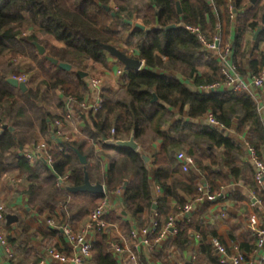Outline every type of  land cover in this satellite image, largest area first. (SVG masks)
I'll list each match as a JSON object with an SVG mask.
<instances>
[{
  "label": "trees",
  "instance_id": "16d2710c",
  "mask_svg": "<svg viewBox=\"0 0 264 264\" xmlns=\"http://www.w3.org/2000/svg\"><path fill=\"white\" fill-rule=\"evenodd\" d=\"M262 16L264 0H257L254 5L250 0L230 3L228 0H0V60L5 59L0 63V109L7 116V124L14 129L0 134V178L9 166H14L29 183L25 192L28 207L54 220L56 226L43 236L63 238L58 230L60 226L89 215L115 190L122 192L123 215L106 213L104 220L110 224L122 222L126 236L133 229L148 225V221L138 216L153 213L152 207L158 216L166 215L169 199L175 201L171 215L178 214L184 205L199 196V183L208 185L210 194L215 195L219 185L226 187L240 181L252 191L264 211V190L253 182V165L242 162L240 139L245 134L261 160L264 122L257 112V104L247 92H200V87L221 81L220 65L216 56L206 51L196 35L187 30L198 27L208 42L221 35L220 47L230 46L237 73L256 76L264 71V52L255 60H247L243 36L261 30L254 47L264 43ZM171 25L175 27L165 29ZM27 32L30 34L26 35ZM35 45L45 49L44 56L38 57ZM104 45L141 61L142 67L124 73L123 88L101 91L102 105L95 115L79 114L80 120L88 123L83 130L85 139L77 142L49 139L50 144L56 143L62 149L51 153V165L29 162L20 152L26 138L18 129L30 131V145L35 142L31 134L34 122H39L40 134L48 136L52 121L58 115L51 116L40 104L64 108L68 97L80 102L87 87L85 77L77 73L86 74L89 63L105 65ZM46 56L68 64L70 71L52 65ZM17 58L32 62L42 75L43 81L35 90L22 92L7 83L9 77L22 74V60L13 61ZM56 92L64 97L63 102L58 100ZM209 113L223 128L205 122ZM131 134L139 147L136 151L106 142L126 141ZM155 142L159 143V149L149 167L143 157ZM96 143L100 144V150L94 149ZM194 149L206 153L208 164L202 166L195 159L185 175L176 155L183 152L194 157ZM76 151L86 157L85 170L90 183L102 184L105 195L66 190V186L83 184V165ZM104 159L108 165L103 171ZM59 177H67L65 186H57ZM153 186L161 191L157 198ZM232 195L239 200L243 198L238 193ZM79 196L88 201L68 204L70 197ZM211 204L212 200H205L200 209L176 224L173 243L178 249L188 244L190 233L201 237V264H219L210 242L206 241L209 233L201 229ZM58 208L60 219L55 213ZM8 214L13 212L3 208L4 217ZM5 223L4 220V229ZM11 230V226L7 227L8 233ZM13 232L7 236V243L21 251L29 248L31 236L23 221L18 219ZM210 238H214L213 234ZM90 264H119L106 233L94 234Z\"/></svg>",
  "mask_w": 264,
  "mask_h": 264
},
{
  "label": "crops",
  "instance_id": "0c3cea01",
  "mask_svg": "<svg viewBox=\"0 0 264 264\" xmlns=\"http://www.w3.org/2000/svg\"><path fill=\"white\" fill-rule=\"evenodd\" d=\"M231 1L232 0H228L229 3ZM232 32L233 24L231 25V36L233 35ZM247 35L248 34H245L243 36V51L246 53L247 60H255L258 57L259 53L264 52V43H258L254 47L255 40L251 38L252 44L249 45L247 43ZM38 56L41 57L40 55ZM230 59L232 60V55ZM4 60L5 59L0 60V63H3ZM215 60L217 61L216 57ZM119 71H121L122 74L118 75ZM123 72V66L108 53H106V62L104 66L100 64L89 63L86 72L87 76L85 77L84 81L87 90L82 93L81 101L92 102L95 99V91H93L89 86V81L92 78H98L100 80L101 91H116L123 88L125 85L123 77L125 72ZM21 73V75L25 76L23 84L26 86V91L35 90L38 85L43 81L42 75L35 68L34 64L28 60H22ZM55 94L59 101H64V97L61 95V93L56 92ZM250 95L252 96L256 104H259L263 101V95L260 91H250ZM40 105L51 116H57L63 111L62 107H56L52 105L47 106L43 102ZM76 111L78 112V116L75 117L71 126H66L64 128L65 132L71 138L70 142H77L79 140L85 139L83 130L85 129L86 124H88L80 120L79 118V114L81 112L86 113V111L80 110L78 108L76 109ZM260 118L264 122V112L260 115ZM0 119L1 124L11 127L7 124V116L3 111H1V109ZM234 125L235 124H233V128ZM32 129V139H34L35 142L44 138V136L40 134L39 122H34L32 125ZM74 129L77 130L76 133H73ZM18 132L21 136H24L26 138V140L24 141V147L20 149V152L24 153L26 149L31 146V142L28 141L30 131L28 132L26 131V129H18ZM230 133L233 135L234 130H231ZM245 138V134L240 136V139L242 141ZM85 148L86 146L83 147V149ZM94 149L100 150V144H94ZM158 149L159 143L155 142L151 145L148 151L145 152L144 157L146 158L149 167H151V163L153 160L152 157L154 154H156ZM193 156V159L199 161L202 166H206L208 164V157L206 153H204L202 150L194 149ZM261 160L262 162L264 161V146L261 151ZM242 162H249L252 165L244 151ZM89 164H91V162ZM107 165L108 162L104 159L102 162L103 171L106 170ZM187 174L188 173L185 172V175ZM186 180L187 178L185 177V181ZM197 182L198 181H196V184ZM28 185L29 183L19 174L17 168H15L14 166H9L0 178V204L5 205L6 208L13 212V214L8 215L16 217L15 222H13L9 226H7V224L5 223L6 228L4 229L3 227L6 234V238L7 236H12L14 234L13 230L15 229V225L18 219L23 221L28 226L27 234L31 236L30 244L28 245L29 248H25L24 251H21L17 248H12L7 243L8 248L12 252V258H10L8 253H6L5 249L0 246V264H33L35 260L36 264H39L40 261H43L44 264H52L51 260L46 258L44 255L45 248L52 247L61 252H68V245L66 244L64 239L61 238L62 236H43L44 234H50L49 228L45 223L47 217L44 214L39 215L36 209L31 210L28 207V197L25 194ZM259 188L264 190V183ZM152 191L155 198L161 195V191L157 186H153ZM219 191L223 194L224 198L212 200V204L208 208V213L204 216L202 220V231L209 233V235H207L206 237V241L209 242L210 237L213 234V236L217 238L227 250H229L233 245H237L241 252L245 256H248L250 255L251 249L254 244V232L264 226V211L260 209L259 201L254 203V199L252 198L254 195L252 191L247 189L240 181L231 182L226 187L219 185L218 190L216 192ZM237 193L241 194V196L243 197L241 200L236 198L235 195H232ZM103 195H105V190L103 192ZM107 198L109 199L110 203L109 210L107 213L123 215L122 192L120 190H115ZM84 200L88 201V198L83 196L75 198L70 197L68 200V204L73 205ZM192 201L193 200H190L188 203ZM167 202L169 209L166 215L163 214L161 216H158L154 210L151 211L156 214L155 220L160 225L164 224V222H166L167 217L173 214L172 211L175 206V201L173 199H169ZM202 204L203 202L195 204L194 211L200 209L202 207ZM55 213L58 219H60L61 209H56ZM153 213H145L139 215L138 217L142 221H148L147 224L149 225L153 221ZM87 221L88 215L82 216L77 222H70V224L66 223L63 225H69L73 230H78L82 226H84ZM10 226L12 230L8 233L7 227ZM58 230L59 233L62 234L59 228ZM105 233L107 234L108 243L110 244V246L112 243H118L122 241L129 244L131 243L129 241V235L126 236L123 233L122 222L111 224L108 223V229ZM195 235L196 233H190L188 244L183 246L181 249H178V247L174 245L173 242L175 238H170L169 240L161 243V245L157 248H138L136 250V254L139 264H201L203 257L199 254V248L202 244V240L200 236L199 239H196ZM120 259H123V256H121Z\"/></svg>",
  "mask_w": 264,
  "mask_h": 264
},
{
  "label": "built area",
  "instance_id": "2783aa9c",
  "mask_svg": "<svg viewBox=\"0 0 264 264\" xmlns=\"http://www.w3.org/2000/svg\"><path fill=\"white\" fill-rule=\"evenodd\" d=\"M187 30L196 35L199 43L206 51L212 52L216 56L220 65L219 78H221V81L200 87V92L207 93L216 90L247 92L250 94V91L253 90L260 91L263 95V101L257 104V112L261 115L264 112V71L256 76L239 75L230 59L232 52L229 45L220 47L221 39L219 37H215L211 42H208L198 27H188ZM20 59L21 58H17L13 61L16 62ZM120 74H122L121 71L118 72V75ZM11 78L16 79L19 83H23L25 80L24 75H20L19 77L12 76ZM89 86L95 91L94 101L78 102L75 98H66L63 111L52 121L49 135L36 141L23 153L26 160L29 162L41 161L50 166L52 162L51 153L61 152L62 149L59 148L56 143L50 144L49 139L54 142L55 140L70 142L71 138L65 132L64 128L66 126H71L75 117L78 116V112L76 111L77 108L90 113L92 116L99 111L102 105L100 80L98 78L90 79ZM205 122L212 127L223 128L210 113L206 115ZM73 131V133L77 132L76 129ZM242 146L243 151L255 169L253 182L257 187H260L264 183V163L259 159L254 148L250 146L247 138L243 139ZM176 160L183 173L187 172L189 167H193L194 165L193 157L183 152H179L176 155ZM66 179L67 177H59L57 186H65ZM197 192L199 196L194 201L184 205L178 214L168 216L164 224L160 225L155 220L156 214L153 213L154 219L148 226L140 229H133L129 233L130 244L124 241L112 243L111 252L117 262L119 264H139L136 254L138 248H157L161 243L170 238H175L177 235L176 224L194 211L195 204H199L205 200L224 198L220 191L216 192L215 195H211L209 186L203 183L197 184ZM252 198L254 199V203H256L257 200L255 197L253 196ZM109 206V199L105 197L89 213L88 221L78 230H73L69 225L60 226L59 229L61 230L64 241L68 245V252L65 253L52 247H47L44 249L45 257L50 259L52 264H90V250L94 240V234L96 232L105 233L108 229V223L104 220V216L108 212ZM4 220L3 207L0 206V246L3 247L9 257L12 258V252L8 248L6 234L3 229ZM45 223L49 229H54L56 227L52 219H47ZM195 238L199 239L200 237L196 234ZM209 242L219 264H264V226L254 232V244L248 256H245L237 245H233L227 250L215 237L210 238ZM121 256H123V259H120ZM39 264L44 263L40 261Z\"/></svg>",
  "mask_w": 264,
  "mask_h": 264
},
{
  "label": "water",
  "instance_id": "95a60500",
  "mask_svg": "<svg viewBox=\"0 0 264 264\" xmlns=\"http://www.w3.org/2000/svg\"><path fill=\"white\" fill-rule=\"evenodd\" d=\"M257 0H250V4H256ZM178 8V13H180V9L179 6H177ZM261 24L264 27V16L261 17ZM137 28L140 29H144L142 26L140 25H136ZM175 26L171 25L166 27V30L169 29H173ZM261 30H257L254 35H253V40H256L257 35L260 33ZM36 50H37V54L40 56H44L45 55V50L42 46L40 45H35ZM103 49L106 53H108L110 56H112L113 58H115L122 66H123V70L124 72H130V71H138L140 70L141 66H142V62L134 59V58H130L127 57L125 54H123L120 50L110 46V45H104ZM46 60L51 63L54 66H57L59 69L64 70V71H70V66L68 64H64V63H58L56 59L51 58L46 56L45 57ZM79 76H81V78L86 77L85 73L82 72H78L77 73ZM7 83L9 85H11L12 87L18 88L20 91L25 92L26 91V86L23 83H19L17 82L16 79L13 78H8L7 79ZM156 99L154 98L153 101H155ZM8 129L9 131H13V129L11 127H8L7 125H3L1 124V119H0V134L4 131ZM225 136H227V132L224 133ZM56 142L58 140H55ZM108 144L112 145V146H116V147H120V148H129L131 150L136 151L138 149V145L135 143L133 135L131 134L129 140L126 141H115V140H108L106 141ZM79 163L81 165H83V173H84V179H83V184L81 186L78 187H70V186H66V190L70 193H88V194H92V195H96V194H103L104 192V187L102 184L96 183V184H91L87 175V172L85 170V165H86V157L82 156L81 154H79L76 151ZM145 159V157H143ZM154 210V207H152V210ZM5 221L7 226L11 225L13 222L16 221V217L15 216H11V215H7L5 217Z\"/></svg>",
  "mask_w": 264,
  "mask_h": 264
},
{
  "label": "rangeland",
  "instance_id": "374dc122",
  "mask_svg": "<svg viewBox=\"0 0 264 264\" xmlns=\"http://www.w3.org/2000/svg\"><path fill=\"white\" fill-rule=\"evenodd\" d=\"M30 33H26V35H29ZM253 35L254 34H248L247 35V43L249 44V45H251L252 44V40H251V38H253ZM215 37H219L221 40H222V37H221V35H217V36H215ZM133 51L132 50H130V53H132ZM39 57V56H38ZM0 206H2L3 208H5V205H3V204H0Z\"/></svg>",
  "mask_w": 264,
  "mask_h": 264
}]
</instances>
